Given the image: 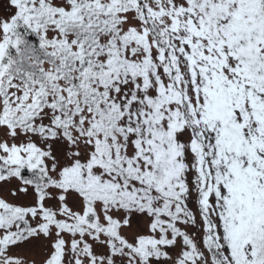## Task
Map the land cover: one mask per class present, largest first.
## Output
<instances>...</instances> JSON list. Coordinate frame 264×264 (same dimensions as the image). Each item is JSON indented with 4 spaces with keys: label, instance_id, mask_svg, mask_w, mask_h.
Returning a JSON list of instances; mask_svg holds the SVG:
<instances>
[{
    "label": "snow or ice",
    "instance_id": "snow-or-ice-1",
    "mask_svg": "<svg viewBox=\"0 0 264 264\" xmlns=\"http://www.w3.org/2000/svg\"><path fill=\"white\" fill-rule=\"evenodd\" d=\"M0 264H264V0H0Z\"/></svg>",
    "mask_w": 264,
    "mask_h": 264
}]
</instances>
